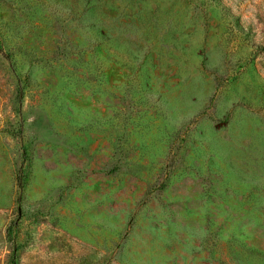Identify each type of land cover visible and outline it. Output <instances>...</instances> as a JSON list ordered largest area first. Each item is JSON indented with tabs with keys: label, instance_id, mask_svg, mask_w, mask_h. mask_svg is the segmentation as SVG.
Here are the masks:
<instances>
[{
	"label": "rangeland",
	"instance_id": "374dc122",
	"mask_svg": "<svg viewBox=\"0 0 264 264\" xmlns=\"http://www.w3.org/2000/svg\"><path fill=\"white\" fill-rule=\"evenodd\" d=\"M0 45V264H264V0H0Z\"/></svg>",
	"mask_w": 264,
	"mask_h": 264
},
{
	"label": "trees",
	"instance_id": "16d2710c",
	"mask_svg": "<svg viewBox=\"0 0 264 264\" xmlns=\"http://www.w3.org/2000/svg\"><path fill=\"white\" fill-rule=\"evenodd\" d=\"M0 55L2 57H4L8 62H11L10 54L5 52L4 49L1 47V45H0ZM23 97H24L23 86H19V93H18V104H19L18 110H19V113L21 111V103H22ZM16 183H17V188H18V203H19V200L21 199V196H19V195H20V192H21L22 187H23V182H22L21 176H18L16 178ZM14 252H15V250H14ZM15 263H16V255L13 254L11 264H15Z\"/></svg>",
	"mask_w": 264,
	"mask_h": 264
}]
</instances>
